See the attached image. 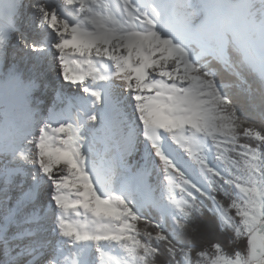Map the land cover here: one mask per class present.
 <instances>
[{"label": "snow or ice", "instance_id": "snow-or-ice-1", "mask_svg": "<svg viewBox=\"0 0 264 264\" xmlns=\"http://www.w3.org/2000/svg\"><path fill=\"white\" fill-rule=\"evenodd\" d=\"M0 264H264V0H0Z\"/></svg>", "mask_w": 264, "mask_h": 264}]
</instances>
